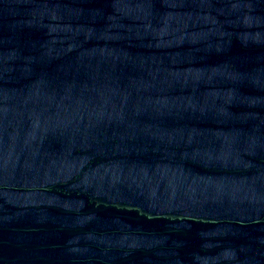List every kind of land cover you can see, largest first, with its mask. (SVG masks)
<instances>
[{
    "label": "water",
    "instance_id": "1",
    "mask_svg": "<svg viewBox=\"0 0 264 264\" xmlns=\"http://www.w3.org/2000/svg\"><path fill=\"white\" fill-rule=\"evenodd\" d=\"M0 264H264L173 0H0Z\"/></svg>",
    "mask_w": 264,
    "mask_h": 264
}]
</instances>
